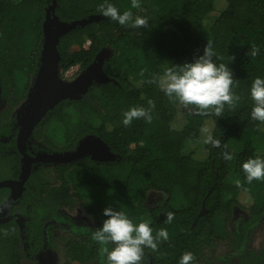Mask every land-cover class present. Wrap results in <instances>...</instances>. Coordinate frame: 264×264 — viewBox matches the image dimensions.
<instances>
[{
  "label": "trees",
  "instance_id": "1",
  "mask_svg": "<svg viewBox=\"0 0 264 264\" xmlns=\"http://www.w3.org/2000/svg\"><path fill=\"white\" fill-rule=\"evenodd\" d=\"M103 3L113 4L121 14L131 10L133 19L146 18L147 27L122 26L104 17L97 11ZM139 3L141 7L133 9L131 0H0L3 103L26 98L40 65L48 16L68 23L94 18L60 38L58 71L61 77L75 66L82 72L100 55L109 79L92 83L80 99L55 105L33 134L60 127L66 151L93 135L112 155L106 160L84 156L48 172H34L13 208L23 221L0 225L1 264H9L14 252L20 260V247H15L20 240L30 255L39 252L47 243L48 226L61 217L60 211L73 207L75 197L87 220L69 223L74 234L66 242V254L79 264H106L102 245L91 235L107 219L103 210L109 206L134 223L150 222L154 235L167 229L169 240L161 241L155 252L146 248L141 264H178L185 252L194 254V264H264V246L253 250L250 245L254 230L264 223V180L248 184L242 170L248 159H264V122L251 119L250 96L254 79H264V0ZM207 41L216 54L214 63L228 66L238 80L233 91L240 101L235 109L225 105L220 117L197 115L170 102L158 79L173 65L203 55ZM252 44L260 48L255 58L246 56ZM153 77L157 82L147 83ZM148 100L155 103L151 123L139 119L125 127L123 113L148 108ZM17 106L2 105L0 134L12 129L10 115ZM209 133L220 139V148L204 143ZM224 151L233 159L225 161ZM7 194L8 189H0V201ZM168 212L174 213L170 224L165 223ZM218 242L224 243L220 254Z\"/></svg>",
  "mask_w": 264,
  "mask_h": 264
},
{
  "label": "clouds",
  "instance_id": "2",
  "mask_svg": "<svg viewBox=\"0 0 264 264\" xmlns=\"http://www.w3.org/2000/svg\"><path fill=\"white\" fill-rule=\"evenodd\" d=\"M139 0H131V8L139 9ZM97 11L104 17L118 22L122 26L133 28L147 27L146 18L136 16L133 19L131 10H126L122 14L111 3L100 4ZM260 54V48L252 44L246 56L252 58ZM215 52L211 41L203 50V55L195 58L191 63L182 66L173 65L168 68L164 75L159 77L161 90L172 103H179L186 109L201 116L216 115L222 116L225 105L230 109H235L240 96L235 94L233 86H238V80L233 78L232 71L225 64L217 65L213 61ZM232 62L235 57H230ZM157 78L148 80L147 83H155ZM250 96L253 101L251 119L264 122V79L255 78L250 89ZM148 108L132 107L123 113L122 124L127 127L134 120L144 119L146 122L152 121V110L155 108L153 100H148ZM207 132V130H203ZM205 144H211L215 148L221 147L220 139H216L212 134H207L204 139ZM226 147V145H225ZM225 161H230L233 156L224 151L221 153ZM246 181L251 184L254 180H264V159L259 157L250 158L242 164ZM237 186L240 182L237 181ZM103 215L107 217L102 223V227L92 232L91 239L102 245L100 255L106 257V264H141L145 249L153 252L158 250L161 241L169 240V233L166 228H160L153 234L150 222L141 221L134 223L125 212L114 210L111 206L103 210ZM174 213H166L165 223H171ZM106 245H111V248ZM195 256L192 252L182 254L178 264H194Z\"/></svg>",
  "mask_w": 264,
  "mask_h": 264
},
{
  "label": "water",
  "instance_id": "3",
  "mask_svg": "<svg viewBox=\"0 0 264 264\" xmlns=\"http://www.w3.org/2000/svg\"><path fill=\"white\" fill-rule=\"evenodd\" d=\"M94 18L84 19L73 22H60L55 17H47L44 25V40L41 51L40 65L37 71L35 84L30 90L28 97L22 105L23 117L20 120V129L18 132V147L21 149V143L24 138L30 137L34 129L40 121L45 117L46 113L55 105L66 99H80L87 92L94 82L107 81L109 78L102 70V56L97 57L87 69L82 71L73 81L64 80L59 76L58 64L59 55L57 45L60 38L75 29L78 26H84L91 22ZM0 98H1V82H0ZM19 149V150H20ZM21 151V150H20ZM26 157V155H24ZM84 156H91L94 160H106L112 155L107 145L99 138L89 135L79 142L77 149L73 152L48 154L53 161L67 163ZM28 161L30 159L26 157ZM30 174L29 167L26 169L23 177L18 180H2L0 188H9L11 195L0 205V211L9 207L19 197L23 183ZM203 207L200 215L204 213Z\"/></svg>",
  "mask_w": 264,
  "mask_h": 264
},
{
  "label": "flooded vegetation",
  "instance_id": "4",
  "mask_svg": "<svg viewBox=\"0 0 264 264\" xmlns=\"http://www.w3.org/2000/svg\"><path fill=\"white\" fill-rule=\"evenodd\" d=\"M78 72H79V69L77 67L75 71H72L70 73V75L65 76V74H66V72H65L62 77H61L60 73H59V76L61 78H63L64 80L73 81L79 75V73L81 71L79 73ZM36 76H37V72L33 76H31L30 82L28 84V89L25 91V97H26L25 99H23V100L20 99L21 101L19 103H16V104L3 103V101H0V111L2 109V105H18L17 107L19 109V111L17 113H15V110L17 109V107L14 108V112H12V114L10 115L11 124H12L11 128L12 129L6 133L0 134V160L9 159L13 163L12 164L13 174L11 176L0 177V181H2V180L18 181L23 177V175L26 172V169L28 167L30 169L29 177L23 183L19 197L9 207L4 208L3 210L0 211V225L8 223L12 219H15L16 221H19V220L23 221L22 220L23 217L20 214V212L19 213L14 212L13 208L15 207V205H17V203H18L17 201L22 197L24 191L27 189V184H28L29 178L34 172H37V173H40L43 171L48 172L49 170L54 169L56 166L58 167L59 165L64 164L63 162H58L56 160L53 161L52 158L46 157V155L55 154V153L73 152L77 149V147L79 145V144L77 145L75 150L73 149V150H68V151L63 150V149H61L60 151L45 149L46 147H42L37 142H34V140H33V137H34L33 133L34 132H33L30 137L24 138V140L21 143V149L18 147L17 138H18V132L20 129L19 123L23 117L22 116L23 115V109L25 106V105H22V103H24L26 101L30 90L32 89L33 85L35 84ZM34 131H35V129H34ZM17 154H19L20 156H17ZM24 155H26V157H28L30 159V161H28ZM13 159H16V161H13ZM0 189H3V188H0ZM6 189H8V194L4 199H2L0 201V205L3 204L11 195V190L9 188H6ZM20 204H21V206L23 205L22 203H20ZM27 206L31 207L30 204H28ZM27 212H29V211H27ZM60 215H61V217L59 219L53 221L51 226L50 225L48 226V231L46 233L47 243H45L41 247L42 249L40 248L41 250L39 249L40 251L37 252L36 254L30 255V253L27 252V249H28L27 243L22 241V240H20L19 243L17 242L15 244L16 249H17V247H20V248H18V256L20 257V259H23V261H35L38 264H39V262L47 261V258L49 257V256H47V250L52 249V247L55 246L54 241L57 240V238L55 236L57 234L56 229H58V228H60V229L66 228L67 231H69L68 233L73 236L74 233L71 232V227H70L69 223L74 221L77 224H80L81 222L78 221L79 218H75L72 215H70L68 213L67 209L60 211ZM27 216H28V214H27ZM1 236L2 235L0 234V237ZM23 253H25V256L22 255ZM10 260L11 261H9V264H17L18 261H20V260H17L15 252L12 255H10ZM1 262H0V264H1Z\"/></svg>",
  "mask_w": 264,
  "mask_h": 264
},
{
  "label": "rangeland",
  "instance_id": "5",
  "mask_svg": "<svg viewBox=\"0 0 264 264\" xmlns=\"http://www.w3.org/2000/svg\"><path fill=\"white\" fill-rule=\"evenodd\" d=\"M212 16H215L214 14H211L210 17H208L207 22H210L212 19ZM73 69L66 72L65 76L70 75L72 71H75L77 66L72 67ZM18 109V107H17ZM15 110V113L19 111ZM181 118H178V121ZM34 132V131H33ZM36 132V134H33V140L34 142H37L42 147H46L45 149H50L54 151H60L63 149V144L61 143V129L58 126H55V128H51V130H48L47 128H42ZM35 133V132H34ZM12 161L9 159L0 160V177L5 176H11L13 174V166ZM52 180L49 181L50 183ZM79 199L75 197V203L71 209H67L68 213L72 215L75 218H79V222L86 221V217L84 216L83 212L81 211L79 207ZM39 211L35 212L33 211V215H37ZM57 234L56 238L57 240L54 241V247L52 249L47 250V261L39 262V264H79L77 262L71 261L67 254H66V242L72 237L71 234H69L66 228H58L56 229ZM251 248L253 250H258L261 246H264V223L258 226L252 236H251ZM216 251L218 254L222 253L224 251V243L218 242ZM2 252V249H0V253ZM46 256V257H47ZM21 264H38L35 261H23V259H20Z\"/></svg>",
  "mask_w": 264,
  "mask_h": 264
},
{
  "label": "built area",
  "instance_id": "6",
  "mask_svg": "<svg viewBox=\"0 0 264 264\" xmlns=\"http://www.w3.org/2000/svg\"><path fill=\"white\" fill-rule=\"evenodd\" d=\"M89 44H90V41H87L86 44H85V46H88ZM71 69H73V68H71ZM70 70H69V72H70Z\"/></svg>",
  "mask_w": 264,
  "mask_h": 264
}]
</instances>
